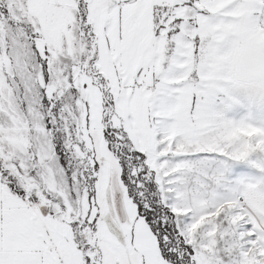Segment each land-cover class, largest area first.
<instances>
[{
  "label": "snow or ice",
  "instance_id": "1",
  "mask_svg": "<svg viewBox=\"0 0 264 264\" xmlns=\"http://www.w3.org/2000/svg\"><path fill=\"white\" fill-rule=\"evenodd\" d=\"M0 264H264V0H0Z\"/></svg>",
  "mask_w": 264,
  "mask_h": 264
}]
</instances>
